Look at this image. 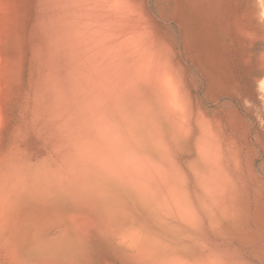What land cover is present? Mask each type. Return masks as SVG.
<instances>
[{
    "label": "rangeland",
    "instance_id": "rangeland-1",
    "mask_svg": "<svg viewBox=\"0 0 264 264\" xmlns=\"http://www.w3.org/2000/svg\"><path fill=\"white\" fill-rule=\"evenodd\" d=\"M68 1L19 0L1 97L0 249L264 264L259 0Z\"/></svg>",
    "mask_w": 264,
    "mask_h": 264
},
{
    "label": "bare ground",
    "instance_id": "bare-ground-1",
    "mask_svg": "<svg viewBox=\"0 0 264 264\" xmlns=\"http://www.w3.org/2000/svg\"><path fill=\"white\" fill-rule=\"evenodd\" d=\"M70 1V0H69ZM68 1V2H69ZM72 1V0H71ZM86 1V0H85ZM84 1V2H85ZM95 1V0H94ZM102 1H104V0H102ZM87 2V1H86ZM89 0H88V4H89ZM116 2V1H115ZM70 3V2H69ZM100 3V2H99ZM121 3V2H120ZM259 5H260V8H259V16H258V20H260V22L264 25V0H259ZM85 4V3H84ZM91 4H92V2H91ZM91 4H89L90 6H91ZM94 4V3H93ZM98 5V4H97ZM96 5V6H97ZM20 2H19V0H0V128L3 126V121H4V119H5V117H4V112H3V109H2V106H3V103L1 102V97H2V90H3V87H4V85H5V82H6V77H7V71H8V68H9V60H10V52L12 51V47H11V44H12V42H10L11 41V38H12V35H13V32H15V33H17V35H16V37L17 38H21V36H18V35H20L19 34V32L22 34V30L20 31V29L21 28H19L18 27V24H17V21H18V16H20V18H21V12H20ZM75 6H77V5H75ZM74 6V7H75ZM78 6H79V4H78ZM123 6V5H122ZM119 7V6H118ZM98 8H99V6H98ZM100 8H101V5H100ZM123 8H124V6H123ZM73 8L71 7V9L70 10H72ZM84 9H85V7H84ZM103 9V8H102ZM117 9H119V8H117ZM75 10H76V8H75ZM74 10V11H75ZM81 10V9H80ZM96 10H98V11H100L99 9H96ZM96 10L94 11V12H96ZM98 11H97V13H98ZM104 11V10H103ZM119 11V10H118ZM141 11V10H140ZM80 12V11H79ZM85 12V14H83V15H85L84 17H85V19H87L86 18V16H87V14L88 13H90V12H93V11H90V12H86V11H84ZM102 12V11H101ZM101 12H99V13H101ZM120 12V11H119ZM129 12V11H128ZM258 12V11H257ZM74 13V12H73ZM103 13V12H102ZM104 13H105V11H104ZM124 13V12H123ZM75 14H76V12H75ZM78 14V13H77ZM125 14V13H124ZM139 14V13H138ZM94 15V14H93ZM97 15H100V14H97ZM96 15V16H97ZM110 15V14H109ZM129 15V14H128ZM131 15V14H130ZM141 15V14H140ZM90 16H92V15H90ZM95 16V19L97 18ZM125 16V15H124ZM127 16V15H126ZM138 16V15H137ZM137 16H136V18H137ZM74 17V16H73ZM72 17V18H73ZM83 17V18H84ZM92 17H94V16H92ZM92 17H90V18H92ZM99 17V16H98ZM103 17V16H102ZM106 17V16H105ZM123 17V16H122ZM140 17H142V16H140ZM124 18V17H123ZM75 19V18H74ZM78 19H81V16H80V18H77V20ZM89 19V18H88ZM110 19V18H109ZM137 19H139V18H137ZM136 19V20H137ZM20 20V19H19ZM101 20H103V18L101 19ZM70 21V20H69ZM74 21V20H73ZM93 20H91V22H92ZM105 21H107V20H104L103 22H105ZM138 21V20H137ZM78 22V21H77ZM83 22H85V21H83ZM87 22V21H86ZM90 22V23H91ZM110 22V21H109ZM70 24H71V22H69ZM88 23V22H87ZM100 23V22H99ZM114 23H116L115 21H114ZM74 24V23H73ZM78 26V28H79V24L78 23H76ZM81 24V23H80ZM83 25H86V24H84V23H82ZM93 24V23H92ZM91 24V25H92ZM97 24V23H96ZM95 24V25H96ZM117 24V23H116ZM83 25H81V26H83ZM94 25V24H93ZM103 25V24H102ZM106 25V24H105ZM113 25V24H112ZM144 25V24H143ZM146 25V24H145ZM74 26V25H73ZM72 26V27H73ZM98 25H96V27H97ZM110 26V25H109ZM116 26V25H115ZM84 27V26H83ZM95 26H91V28L89 27V28H87L86 29V27H84L86 30L85 31H87V33L89 32V30L88 29H91V31H92V28H94ZM99 27L101 28V26L99 25ZM109 28V27H108ZM103 29V28H102ZM84 30V29H83ZM83 30H82V32H83ZM101 30V29H100ZM105 29H103V31H104ZM111 30V29H110ZM115 30V29H114ZM142 30V29H141ZM146 30V29H145ZM79 32H80V30H78ZM93 31H95L94 33H96L97 32V30H93ZM93 31H92V33H93ZM75 32H77L76 31V26H75ZM79 32H77V36H78V34H79ZM149 32H151V31H149ZM87 33H84V35H88ZM93 33V34H94ZM102 33V32H101ZM113 33V32H112ZM135 33V32H134ZM73 34V33H72ZM103 34V33H102ZM104 34H105V32H104ZM139 34V33H138ZM137 34V35H138ZM83 35V34H82ZM83 35V36H84ZM91 35V33L88 35V36H90ZM95 35V34H94ZM93 35V36H94ZM134 35V34H133ZM81 36V35H80ZM87 36V37H88ZM93 36H91V38L93 37ZM135 36V35H134ZM72 37V36H71ZM100 37V36H99ZM98 37V38H99ZM130 37V36H129ZM136 37V36H135ZM75 38H77L76 37V35H75ZM94 38H96V36H94ZM97 38V39H98ZM112 38V37H111ZM125 38H126V36H125ZM79 40V43H80V39L82 40V42H83V40L84 39H82V37L81 38H78ZM107 39V38H106ZM119 39V38H118ZM122 39V38H121ZM137 39V38H136ZM148 39V38H147ZM18 40V39H17ZM75 40V39H74ZM87 40H88V38H87ZM87 40H86V42H87ZM92 40H93V38H92ZM94 40H96V39H94ZM111 40V39H110ZM126 40V39H125ZM263 40H264V38H263ZM19 41H22V40H19ZM89 41V40H88ZM101 41V40H100ZM138 41H140V40H138ZM18 42V41H17ZM75 42V41H74ZM85 42V43H86ZM102 42V41H101ZM100 42V43H101ZM119 42V41H118ZM123 42V41H122ZM130 42V41H129ZM134 42V41H133ZM111 43V42H110ZM114 43V42H113ZM18 44H21L22 45V43L21 42H18ZM88 44V43H87ZM90 44H91V47H92V44H93V42H91L90 41ZM89 44V45H90ZM102 44V43H101ZM104 44V43H103ZM107 44V43H106ZM21 45H19V46H21ZM76 45H77V43H76ZM100 45V44H99ZM108 45H110V44H108ZM120 45V44H119ZM125 45V44H124ZM141 45H142V43H141ZM16 46H18V45H16ZM79 46V48H81L80 46H82V44H80V45H78ZM77 46V47H78ZM85 46V45H84ZM97 46V45H96ZM103 46V45H102ZM131 46V45H130ZM135 46V45H134ZM121 47V46H120ZM125 47V46H124ZM135 47H137V46H135ZM83 48V47H82ZM17 49H19V48H17ZM16 49V50H17ZM20 49L23 51V48H21L20 47ZM91 49V48H90ZM92 49H95V48H93L92 47ZM103 49V48H102ZM117 49V48H116ZM135 49V48H134ZM81 50H83V49H81ZM97 51H98V49H96ZM104 50V49H103ZM119 50V49H118ZM122 50V49H121ZM129 50V49H128ZM153 50V49H152ZM86 51V50H85ZM112 51V50H111ZM133 51V50H132ZM87 52V51H86ZM101 52H104V51H101ZM136 52V51H135ZM140 52V51H139ZM146 52V51H145ZM153 52H155V49L153 50ZM93 53H94V51H93ZM122 53V52H121ZM131 53V52H130ZM144 53V52H143ZM17 54H18V56L20 55V56H23L21 53L19 54V52H16V55H14V54H12V56L14 55L15 57L17 56ZM119 54V53H118ZM117 54V55H118ZM156 54V53H155ZM155 54H153V56L155 55ZM158 54V53H157ZM102 55V54H101ZM110 55H111V53H110ZM128 55V54H127ZM126 55V56H127ZM133 55H135V54H133ZM140 55V54H139ZM138 55V56H139ZM14 56L12 57V58H14ZM17 56V57H18ZM93 56V55H92ZM109 55H107V56H105V57H108ZM113 56V55H112ZM148 56V55H147ZM156 56V55H155ZM16 57V58H17ZM28 57V56H27ZM99 57H100V55H99ZM102 57H103V55H102ZM101 57V58H102ZM110 57V56H109ZM121 57H122V55H121ZM19 58V57H18ZM21 58V57H20ZM115 58V57H114ZM114 58H112V59H114ZM133 58V57H132ZM110 59V58H109ZM108 59V60H109ZM123 59V58H122ZM145 58H143V60H144ZM158 59V58H157ZM19 60V59H18ZM104 60V59H103ZM107 60V59H106ZM105 60V61H106ZM117 60V59H116ZM121 60V59H120ZM119 60V61H120ZM127 60V59H126ZM135 60V59H134ZM140 60V59H139ZM159 60V59H158ZM261 60L263 61V63H264V53H262V55H261ZM11 61V60H10ZM105 61H104V63H105ZM114 61V60H113ZM145 61H147V60H145ZM14 62H15V58H14ZM17 62V61H16ZM102 62V61H101ZM111 62V61H110ZM118 62V61H117ZM135 62H136V60H135ZM139 62V61H138ZM103 63V65H105ZM107 63V62H106ZM115 63H116V61H115ZM108 64V63H107ZM110 64V63H109ZM114 64V63H113ZM138 63H136V65H137ZM145 64V63H144ZM119 65V64H118ZM139 65V64H138ZM148 65H150V64H148ZM163 65V64H162ZM161 65V66H162ZM106 66H109V65H106ZM120 66V65H119ZM139 66H141V65H139ZM144 66V65H143ZM147 66V65H146ZM110 67V66H109ZM109 67H107V68H109ZM115 67V66H114ZM117 68V67H116ZM161 68V67H160ZM109 69H111V68H109ZM141 69V68H140ZM146 69H147V67H146ZM150 69V68H149ZM163 69V68H162ZM165 70V69H164ZM170 76V75H169ZM171 77V76H170ZM170 77H168V78H170ZM260 87H262V89H264V80H262L261 82H259V84H258ZM170 86V85H169ZM177 103H179V101H177ZM177 105V104H176ZM175 105V106H176ZM180 108H182V107H180ZM181 112H182V110H180ZM179 111V112H180ZM25 113V112H24ZM184 114V113H183ZM206 146V145H205ZM205 146H203V147H205ZM212 150V149H211ZM213 151V150H212ZM214 152V151H213ZM213 152H211V153H213ZM210 153V152H209ZM210 153V154H211ZM206 154V153H205ZM1 208V207H0ZM3 209V213H4V211H7L8 213H9V215H10V212L8 211V210H6V209H4V208H2ZM2 213V214H3ZM0 214H1V209H0ZM99 251H100V249H0V264H96V263H93L91 260H90V262H89V257H91V254L92 253H95V254H99ZM128 252H132L131 251V249H128ZM132 256V255H131Z\"/></svg>",
    "mask_w": 264,
    "mask_h": 264
}]
</instances>
